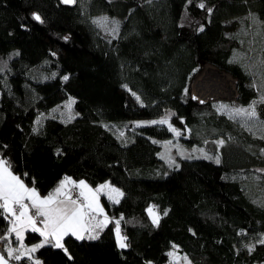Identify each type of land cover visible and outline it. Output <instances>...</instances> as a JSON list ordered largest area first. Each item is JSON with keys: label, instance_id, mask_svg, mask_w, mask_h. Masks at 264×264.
Instances as JSON below:
<instances>
[{"label": "trees", "instance_id": "1", "mask_svg": "<svg viewBox=\"0 0 264 264\" xmlns=\"http://www.w3.org/2000/svg\"><path fill=\"white\" fill-rule=\"evenodd\" d=\"M34 11L43 23L33 18ZM101 13L118 19L116 36L94 23ZM248 13L261 22L256 40L264 61V0H75L73 5L0 0V155L41 194L64 176L91 186L109 180L123 196L114 203L102 194V203L113 220L123 216L120 229L128 244L118 247L115 224L109 223L97 240L65 237L71 259L45 245L13 260L168 264L176 246L192 264H264V137L216 112L213 101L193 99L189 86L207 61L235 76L238 97L231 102L246 105L256 96L249 73L231 59L240 45L231 34ZM34 41L43 42L46 51L38 59L24 55L20 46L3 49ZM54 86L62 98H74L75 116L67 121L47 116L36 124L54 99ZM168 111L180 129L201 124L217 129L224 139L219 163L179 157L169 166L159 156L158 141L171 137V130L137 121ZM256 115L264 120V101L256 105ZM190 133L181 136L187 144H202L194 129ZM150 206L160 216L158 225L148 214ZM190 216L202 232L189 228ZM9 225L0 209V236ZM40 239L28 229L22 243ZM0 243L17 245L12 234Z\"/></svg>", "mask_w": 264, "mask_h": 264}, {"label": "snow or ice", "instance_id": "2", "mask_svg": "<svg viewBox=\"0 0 264 264\" xmlns=\"http://www.w3.org/2000/svg\"><path fill=\"white\" fill-rule=\"evenodd\" d=\"M62 2L68 4L74 3L75 0H62ZM191 2L192 0H189V3ZM199 7L204 8L205 5L201 3ZM208 11L211 12V9H208ZM32 15L35 20L43 23L38 13H33ZM106 22L107 17L94 21V23L101 26ZM115 30L113 29V31ZM200 30L203 31V28L201 27ZM16 54L18 55V53ZM68 79L67 75L63 77L65 81ZM136 98L139 100V97ZM74 102L72 98H69L67 107L71 109V105ZM235 115L255 117V106H250V110L236 109ZM69 118L71 119L72 117ZM141 123L168 124L171 131L177 136L180 135V132L169 123L167 116L160 120L138 122V124ZM120 135L123 136L124 133L121 132ZM219 143L222 144L223 141ZM188 158L191 159L192 157L189 156ZM205 158L211 159L212 157L205 156ZM216 162L219 163L218 157L216 158ZM173 163L175 161L169 158V166ZM74 189H79V193L75 198L72 195ZM102 192H106L108 199L114 203H119L120 197L123 196V192L115 187H111L108 183L99 185L93 189L84 180L76 182L71 177L65 176L53 191L41 197L35 187L29 188L19 176L11 171V164L6 159L0 158V209L8 214V217H11V226L7 229L5 236H0V240H6L8 234L15 233L17 240L22 242L23 232L26 228H30L33 232H38L43 237V240L39 244L26 249L20 254H16V249L9 248L8 255L19 261L23 256L35 252L38 248L51 245L53 248L62 249L65 254L69 255V259H71L68 249L64 245L65 237L71 235L78 240H97L109 223L115 224L118 247L122 249L127 248V238L121 235L120 230L123 216L116 220L108 217L103 206L100 204L99 197ZM147 211L152 219V223L158 225L160 216L155 211L154 206H150ZM164 215H167V212ZM37 223L42 225V227H38ZM260 243H264V240H261ZM168 255L173 256L174 253L170 252ZM0 264H8V260L2 254H0ZM34 264H42V262L36 260Z\"/></svg>", "mask_w": 264, "mask_h": 264}, {"label": "rangeland", "instance_id": "3", "mask_svg": "<svg viewBox=\"0 0 264 264\" xmlns=\"http://www.w3.org/2000/svg\"><path fill=\"white\" fill-rule=\"evenodd\" d=\"M107 17V22L103 24V26H97L101 29V31L105 32L110 36H116L118 31V19L109 16L107 14L101 13L93 16V20L96 21L99 18ZM239 25L237 29L232 32V36L235 37L239 41V47L233 49V53L231 59L233 61L239 62L249 73L250 81L253 86L257 90V94L251 101L246 104L242 105L236 101H226V100H216L213 101L212 107L218 113H223L226 117L231 119L233 122L241 126L243 129L249 131L253 135L263 136L264 137V120H261L257 117H248L246 115H235L236 109H249L250 106H255L256 112V105L264 101V61L258 51V41L256 40V34L261 28V22L256 18V16L252 13H248L239 17L238 19ZM115 22V23H114ZM113 29H116L113 31ZM20 46L21 52L31 57L32 59H38L46 52L44 43L41 41H34L32 43L22 44V45H5L3 49L8 47H16ZM85 56V55H84ZM80 56L83 61L87 60L86 57ZM63 60H66L63 58ZM54 94V99L50 104L49 109L47 112H39L37 115L35 122L36 124L40 123L45 117L52 116L56 117L62 121L70 120L69 117H74L75 113L73 111V104L71 105V109L67 107L69 98H74L72 96L67 95L65 98L61 97V92L59 89L54 87H50ZM168 117L169 119V111L156 117L150 119H140V122H147L153 120H160L161 118ZM71 118V119H72ZM137 121V122H139ZM169 123L172 125L173 128L177 129L180 132V135L177 136L173 131L172 136L169 138L162 139L158 141L160 143V150L159 156L169 164V158L174 160L177 163V159L179 157H200V156H208L212 157L216 160L218 155L219 147L221 146L220 141L224 142V139L221 135L216 134L217 129L213 126H205V125H196L195 127H187L185 126L183 129L173 125L170 121ZM168 127V124H164ZM169 129V127H168ZM194 129V134L196 137L201 138L202 144L194 143V144H187L181 136L187 137L189 136L190 130ZM121 132V131H120ZM118 131V133L120 134ZM171 142V143H167ZM173 163V164H175ZM172 164V165H173ZM84 180V179H80ZM80 180H76L79 182ZM85 181V180H84ZM86 182V181H85ZM87 183V182H86ZM88 184V183H87ZM89 185V184H88ZM91 188L95 189L91 185ZM100 194V204L102 205V199ZM11 220V218H10ZM187 224L189 228L194 232H202L203 228L198 223L195 216H190L187 219ZM116 234V233H115ZM24 237V235H23ZM261 239L264 240V235L261 236ZM8 245L4 246L6 253L8 251L6 248ZM174 253L173 256H169V263L168 264H192L191 260L185 255L178 251L175 247H172L169 250V253ZM187 257V259H185Z\"/></svg>", "mask_w": 264, "mask_h": 264}, {"label": "water", "instance_id": "4", "mask_svg": "<svg viewBox=\"0 0 264 264\" xmlns=\"http://www.w3.org/2000/svg\"><path fill=\"white\" fill-rule=\"evenodd\" d=\"M62 4L73 5L74 3ZM33 13H36L35 11ZM190 95L200 103L216 100H235L238 97L237 81L228 70L218 67L211 62H203L190 83ZM0 254L8 260V264H18L4 250L0 243Z\"/></svg>", "mask_w": 264, "mask_h": 264}, {"label": "crops", "instance_id": "5", "mask_svg": "<svg viewBox=\"0 0 264 264\" xmlns=\"http://www.w3.org/2000/svg\"><path fill=\"white\" fill-rule=\"evenodd\" d=\"M0 158H3L1 155H0ZM12 171V170H11ZM13 172V171H12ZM14 173V172H13ZM15 175H17L16 173H14ZM18 176V175H17ZM65 177V176H64ZM64 177H62L61 178V180L64 178ZM68 177H71V176H68ZM72 178V177H71ZM60 180V181H61ZM72 180H74V181H76V180H80V179H74V178H72ZM60 181H59V183H60ZM24 182V181H23ZM77 182V181H76ZM25 183V182H24ZM59 183L51 190V191H53L58 185H59ZM105 183H108L111 187H115V188H117V189H119L121 192H122V190L119 188V187H117V186H115L114 184H112L109 180H104V181H102V182H100V183H98L96 186H92V187H94V188H97L99 185H102V184H105ZM26 185V184H25ZM26 186H28L29 188H32V186H29V185H26ZM51 191H49V192H51ZM48 192V193H49ZM48 193H46V194H41V193H39L40 195H41V197H43V196H46ZM102 194H104L105 195V197L106 198H108V195L106 194V192H102ZM112 202V201H111ZM102 206H103V208H104V211H105V213L108 215V217H110V218H112L107 212H106V209H105V207H104V205H103V203H102ZM8 215V214H7ZM11 218V217H10ZM118 219V218H117ZM11 226V224L9 225V227ZM37 226L38 227H42V225H40L39 223H37ZM28 229H30V228H26L25 230H24V232H23V235L25 234V232H26V230H28ZM12 235H13V238L17 241V245H11V246H8L7 248H6V250L8 251V249L9 248H13V249H16L17 251H16V254H20V253H22V252H24L26 249H29V248H31V247H33L34 245H36V244H39L42 240H43V237H41V239L38 241V242H36V243H31V244H24V243H22L21 241H18L17 240V238H16V235H15V233H11ZM122 235V234H121ZM123 236V235H122ZM117 238V237H116ZM33 253L34 252H32V253H30V254H28V255H25V256H23V257H28V256H32L33 255ZM35 260V259H34Z\"/></svg>", "mask_w": 264, "mask_h": 264}, {"label": "built area", "instance_id": "6", "mask_svg": "<svg viewBox=\"0 0 264 264\" xmlns=\"http://www.w3.org/2000/svg\"><path fill=\"white\" fill-rule=\"evenodd\" d=\"M78 193H79V189H74V190L72 191L73 198H75V197L78 195ZM120 230H121V233H122V234L125 233V230H123V229H120ZM21 264H22V263H21Z\"/></svg>", "mask_w": 264, "mask_h": 264}]
</instances>
